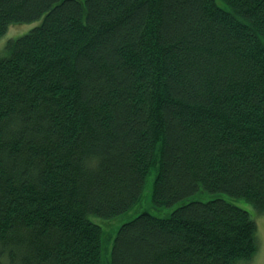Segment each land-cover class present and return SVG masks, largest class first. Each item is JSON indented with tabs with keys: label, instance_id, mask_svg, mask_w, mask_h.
Here are the masks:
<instances>
[{
	"label": "trees",
	"instance_id": "1",
	"mask_svg": "<svg viewBox=\"0 0 264 264\" xmlns=\"http://www.w3.org/2000/svg\"><path fill=\"white\" fill-rule=\"evenodd\" d=\"M39 18L0 57V264H102L92 218L152 168L154 205L180 203L122 223L106 264L250 261L264 0H0V36Z\"/></svg>",
	"mask_w": 264,
	"mask_h": 264
},
{
	"label": "rangeland",
	"instance_id": "2",
	"mask_svg": "<svg viewBox=\"0 0 264 264\" xmlns=\"http://www.w3.org/2000/svg\"><path fill=\"white\" fill-rule=\"evenodd\" d=\"M41 18L27 22V23H19L10 25L6 31L0 36V57H6L9 55L8 43L27 33L34 25L40 23ZM155 175V168H152L150 173L147 175L146 180L144 182L142 197L133 204L127 211L118 214L112 218H99L93 217L92 219L101 225L102 228V264H106V260L108 259L109 252L114 240V236L119 226L138 215L141 212H149L159 217H167L170 215L172 210L177 207L180 203L175 202L171 205L166 206H155L152 201V187L153 180ZM211 195L209 194L208 197ZM235 203L241 208L247 210L250 213L251 218L257 224V237H258V249L253 258L246 262L245 264H264V213L257 212L254 204L250 201L244 199H237Z\"/></svg>",
	"mask_w": 264,
	"mask_h": 264
},
{
	"label": "bare ground",
	"instance_id": "3",
	"mask_svg": "<svg viewBox=\"0 0 264 264\" xmlns=\"http://www.w3.org/2000/svg\"><path fill=\"white\" fill-rule=\"evenodd\" d=\"M142 195V194H141ZM140 197H142V196H140ZM163 207V206H162ZM151 215V214H150ZM243 262V261H242Z\"/></svg>",
	"mask_w": 264,
	"mask_h": 264
}]
</instances>
